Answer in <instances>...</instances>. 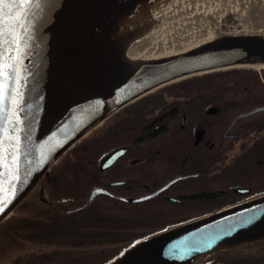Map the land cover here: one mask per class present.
I'll return each mask as SVG.
<instances>
[{
  "label": "flooded vegetation",
  "instance_id": "obj_1",
  "mask_svg": "<svg viewBox=\"0 0 264 264\" xmlns=\"http://www.w3.org/2000/svg\"><path fill=\"white\" fill-rule=\"evenodd\" d=\"M246 69L252 71V79L224 80L218 93L210 81L203 80L201 88L188 94L184 89L157 90L111 115L91 132L93 160H88L91 164L85 160L81 166L82 172L89 173L87 165L93 172L87 196L78 200L74 196L60 197L61 191L53 190L55 176H45L0 224V257L14 256L6 264L21 260L34 264V254L57 246L56 256L40 257L38 264H66L59 258L69 256L86 260L87 264L108 261L117 247L134 242L140 245L167 231L263 197L264 110L251 112L264 107V69ZM196 82L187 80L185 86H195ZM115 151H120L121 157L104 169V160ZM176 179L180 180L171 184ZM95 189L108 194L98 195L91 202L89 197ZM29 199L32 205L36 203L33 208L26 206ZM133 199L145 200L125 201ZM91 205L99 211L147 217L139 222L111 224L121 232L110 230L109 236L92 239L87 233L79 236L82 239H69L50 228L28 223H53V219L64 216L81 220ZM43 239L46 242L42 245ZM260 246L224 252L223 264H234L236 256L242 263L259 264L264 260ZM104 248L105 253L96 256L97 249Z\"/></svg>",
  "mask_w": 264,
  "mask_h": 264
},
{
  "label": "water",
  "instance_id": "obj_2",
  "mask_svg": "<svg viewBox=\"0 0 264 264\" xmlns=\"http://www.w3.org/2000/svg\"><path fill=\"white\" fill-rule=\"evenodd\" d=\"M112 1L43 0L34 21V37L29 53L31 59L25 61L34 74L26 93V101L32 106L29 127L31 140L28 143L31 155L27 159L35 161L39 145L53 137L60 143L52 148L44 163L37 166L35 163L28 165L22 162L21 181L16 185L15 197L0 213V224L28 197L68 150L95 129L100 120L105 121L124 108L122 106L115 111L126 101L179 77L174 82L232 69L234 67L227 66L242 58L264 61V42L260 38L232 35L230 30L223 32L222 28H218V41L195 51L149 62L121 74L118 80L113 81L112 75L118 63L117 53L98 70L88 87L73 92L78 81L66 67L57 69L54 58H59L63 50L72 48L79 36L96 27L95 11ZM262 110L264 107L251 114ZM121 155L120 151L110 154L102 167L107 169ZM26 169H30L29 175H25ZM101 194L108 193L103 189L93 190L89 201L92 202ZM142 200L145 199L125 201ZM260 240H264V196L167 231L137 245L110 264H203V259L218 252Z\"/></svg>",
  "mask_w": 264,
  "mask_h": 264
},
{
  "label": "bare ground",
  "instance_id": "obj_3",
  "mask_svg": "<svg viewBox=\"0 0 264 264\" xmlns=\"http://www.w3.org/2000/svg\"><path fill=\"white\" fill-rule=\"evenodd\" d=\"M230 2L113 0L99 8L98 12L95 11L96 27L79 36L72 48L63 50L59 58L55 57V66L57 69L66 67L76 78L78 82L73 92L77 93L88 87L94 81L98 70L118 53L117 69L112 75L113 81H116L121 74L149 62L195 51L218 41L220 35L210 29L207 22L219 21ZM257 37L264 42V32L257 34ZM240 66L264 69V61L249 60L246 57L227 67ZM179 78L140 93L115 111ZM67 94H70L69 91ZM102 120L95 126L101 125L104 122Z\"/></svg>",
  "mask_w": 264,
  "mask_h": 264
},
{
  "label": "snow or ice",
  "instance_id": "obj_4",
  "mask_svg": "<svg viewBox=\"0 0 264 264\" xmlns=\"http://www.w3.org/2000/svg\"><path fill=\"white\" fill-rule=\"evenodd\" d=\"M42 4L43 0H0V213L16 195L22 162L38 166L60 143L53 137L39 145L35 161L27 159L32 106L26 93L34 74L25 61L31 59L34 21Z\"/></svg>",
  "mask_w": 264,
  "mask_h": 264
},
{
  "label": "trees",
  "instance_id": "obj_5",
  "mask_svg": "<svg viewBox=\"0 0 264 264\" xmlns=\"http://www.w3.org/2000/svg\"><path fill=\"white\" fill-rule=\"evenodd\" d=\"M230 29L227 28V26L222 28L223 32H229ZM244 72V73H242ZM250 73V74H249ZM254 76L252 75L251 70H247L246 68H232L227 70H220V71H213L210 73L194 76L191 78L184 79L182 81L175 82L173 84L167 85L166 87H163L159 90L163 89H170L172 90H178L181 91L184 89L186 94L190 93L192 89H198L201 88V85H203L204 81H210L212 83V87L217 90V93L220 91V89L224 86V83L222 81H231V80H250ZM187 80H197L199 82H196L195 86H185L188 85L186 83ZM202 82V83H200ZM156 93V92H154ZM153 93V94H154ZM151 95V94H150ZM149 96V95H148ZM147 96V97H148ZM146 98V97H145ZM94 134L90 133L86 138L82 139L79 143H77L74 147H72L69 151L66 152V154L52 167V169L47 172L45 176H49L53 174L54 177V184L53 190H59L60 197H69L72 196L79 198H85L87 194L89 193L90 189L93 185V172L90 169V166L87 165V169H89V173L82 172V164L86 160L92 161L93 159V142H94ZM88 164H91L88 162ZM44 176V177H45ZM43 177V179H44ZM79 177V178H78ZM42 179V180H43ZM82 182V184H81ZM62 186V187H60ZM82 187V188H81ZM75 194V195H74ZM91 208L89 210H85L83 213L85 214L82 216L81 220H74L69 217H59L56 220L53 219V223H47L44 220L38 221L36 223H33L32 221H28L29 225L35 226L36 228H46V229H52L57 234L63 235V237H67L69 239H75V238H81L85 237L83 236V233H87L92 238H103L105 236H109L110 230H115L116 233L121 232L118 226H112L111 224H116L117 222L122 223L123 220L126 221V223H129L131 221H144V219L147 217L146 214H130V215H118L113 214L112 212L107 211H99L96 210L94 205L90 206ZM95 208V209H94ZM130 216V217H129ZM136 222V223H137ZM1 226V225H0ZM127 226V225H126ZM124 227V226H123ZM91 228V230H90ZM93 228V229H92ZM116 228V229H114ZM82 236V237H79ZM92 237V238H91ZM137 242H134L126 247H117L116 251L113 253V256L108 261H101L93 262L92 264H110L134 247H136ZM255 245H261L260 252L261 255L264 256V240H260L254 243L246 244L243 246L232 248L231 250H236L245 248V247H254ZM106 250L104 249H97L96 256H100L105 253ZM228 251H222L218 252L217 255H215L212 260L206 262L205 264L210 263H216V264H223L222 260V254L224 252ZM252 255V254H251ZM249 255V257L251 256ZM264 258V257H263ZM64 261L66 264H87L86 260H81L78 257H67V258H59V261ZM241 257L236 256L235 257V263L234 264H246L240 262ZM84 261V262H83ZM259 264H264V260L259 261Z\"/></svg>",
  "mask_w": 264,
  "mask_h": 264
},
{
  "label": "rangeland",
  "instance_id": "obj_6",
  "mask_svg": "<svg viewBox=\"0 0 264 264\" xmlns=\"http://www.w3.org/2000/svg\"><path fill=\"white\" fill-rule=\"evenodd\" d=\"M229 5L225 7L224 13L221 14L219 21H208L207 26L213 31L217 32L218 28H223L227 26L230 29L232 35H248L257 37V34L264 32V0H230ZM258 72L259 69L254 68ZM261 71L263 69H260ZM263 72V71H262ZM259 74V73H258ZM90 134V133H89ZM69 151V150H68ZM38 194V192H36ZM37 197V195H35ZM34 200V199H33ZM36 200V199H35ZM33 201L29 199L27 207L35 206V204H31ZM32 205V206H31ZM43 241V242H42ZM42 243L46 241L41 240ZM43 245V244H42ZM41 248L48 249V246ZM57 248V246H53L52 249ZM35 249V247H33ZM49 250L45 252L44 250H40L37 256L34 254V259L28 261H35L34 264H38V260L40 257L48 258L49 256H56L55 254L59 252V250ZM54 253V254H52ZM60 254V253H58ZM36 256V257H35ZM14 258L13 255H8L5 258L0 257V264H6ZM27 259H25L26 261ZM20 262H12L11 264H25Z\"/></svg>",
  "mask_w": 264,
  "mask_h": 264
}]
</instances>
